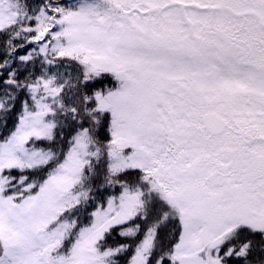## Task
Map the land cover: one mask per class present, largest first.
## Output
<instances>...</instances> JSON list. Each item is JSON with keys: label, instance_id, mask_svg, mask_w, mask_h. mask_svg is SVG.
Returning a JSON list of instances; mask_svg holds the SVG:
<instances>
[{"label": "snow or ice", "instance_id": "1", "mask_svg": "<svg viewBox=\"0 0 264 264\" xmlns=\"http://www.w3.org/2000/svg\"><path fill=\"white\" fill-rule=\"evenodd\" d=\"M0 264H264V0H0Z\"/></svg>", "mask_w": 264, "mask_h": 264}]
</instances>
